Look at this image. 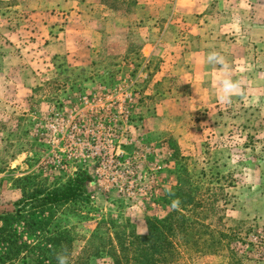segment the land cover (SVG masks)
Returning a JSON list of instances; mask_svg holds the SVG:
<instances>
[{"label":"rangeland","instance_id":"rangeland-1","mask_svg":"<svg viewBox=\"0 0 264 264\" xmlns=\"http://www.w3.org/2000/svg\"><path fill=\"white\" fill-rule=\"evenodd\" d=\"M188 1L0 0V203L20 197L19 177L53 187L86 171L85 199L58 213L73 256L144 233L182 186L264 264V0ZM180 252L175 264L227 261Z\"/></svg>","mask_w":264,"mask_h":264},{"label":"trees","instance_id":"trees-1","mask_svg":"<svg viewBox=\"0 0 264 264\" xmlns=\"http://www.w3.org/2000/svg\"><path fill=\"white\" fill-rule=\"evenodd\" d=\"M89 177L79 170L64 185L53 187L34 184L30 175L15 179L20 197L9 205L0 203V264H58L57 254L67 255L68 264H88L90 257L100 252L109 256L112 264H175L180 251L188 255L225 251L227 261L222 264H247L238 253L245 241L237 230L212 229L200 209L198 190L184 191L182 186L171 192L179 209L162 217H147L144 233L115 232L101 250L90 253L85 247L73 256L74 237L59 223L58 213L85 199Z\"/></svg>","mask_w":264,"mask_h":264},{"label":"clouds","instance_id":"clouds-1","mask_svg":"<svg viewBox=\"0 0 264 264\" xmlns=\"http://www.w3.org/2000/svg\"><path fill=\"white\" fill-rule=\"evenodd\" d=\"M210 63L224 64V60L218 53H210L208 57ZM227 65L225 64V68ZM238 91V84L233 83L230 79L222 81V87L219 90V98L221 101L228 102L230 96ZM58 264H68V257L65 254H57Z\"/></svg>","mask_w":264,"mask_h":264},{"label":"crops","instance_id":"crops-1","mask_svg":"<svg viewBox=\"0 0 264 264\" xmlns=\"http://www.w3.org/2000/svg\"><path fill=\"white\" fill-rule=\"evenodd\" d=\"M231 1L233 2V6L228 7L226 10L236 11L238 9L236 5V2L238 0H231ZM213 3H214V0H191V1L189 0L187 3V8L188 10H191V11L202 10L203 12L204 11L212 12ZM253 8H256V6H253Z\"/></svg>","mask_w":264,"mask_h":264}]
</instances>
